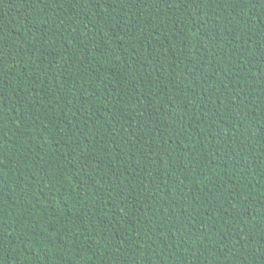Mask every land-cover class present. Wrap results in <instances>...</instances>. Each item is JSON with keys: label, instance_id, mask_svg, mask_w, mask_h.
<instances>
[{"label": "trees", "instance_id": "16d2710c", "mask_svg": "<svg viewBox=\"0 0 264 264\" xmlns=\"http://www.w3.org/2000/svg\"><path fill=\"white\" fill-rule=\"evenodd\" d=\"M0 264H264V0H0Z\"/></svg>", "mask_w": 264, "mask_h": 264}]
</instances>
